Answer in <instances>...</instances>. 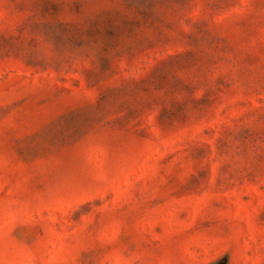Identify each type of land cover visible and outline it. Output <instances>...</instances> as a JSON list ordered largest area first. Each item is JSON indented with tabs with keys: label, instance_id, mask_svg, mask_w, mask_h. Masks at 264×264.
Returning a JSON list of instances; mask_svg holds the SVG:
<instances>
[{
	"label": "rangeland",
	"instance_id": "rangeland-1",
	"mask_svg": "<svg viewBox=\"0 0 264 264\" xmlns=\"http://www.w3.org/2000/svg\"><path fill=\"white\" fill-rule=\"evenodd\" d=\"M0 264H264V0H0Z\"/></svg>",
	"mask_w": 264,
	"mask_h": 264
}]
</instances>
